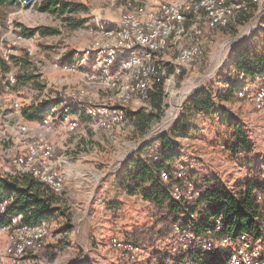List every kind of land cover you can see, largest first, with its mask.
<instances>
[{
    "label": "rangeland",
    "instance_id": "rangeland-1",
    "mask_svg": "<svg viewBox=\"0 0 264 264\" xmlns=\"http://www.w3.org/2000/svg\"><path fill=\"white\" fill-rule=\"evenodd\" d=\"M44 1L33 0L30 6L22 1L18 5H8L0 10V23L3 25L0 31L3 41L0 44L14 42L16 36L24 34L23 31L27 29L33 32L24 36L31 39L34 45V54L31 56L24 49L27 43L25 42L15 45V55L9 64H5L0 59L1 74L11 71L17 75L16 86L0 96L9 95L7 100L10 104L12 97H18L24 106L29 103L47 101L55 103L59 100L58 97H61L66 100L64 104H74L78 111L84 105L124 104L118 90L106 85L103 72L99 70L97 54L90 52L91 61L88 58H81L87 50H92L97 42L98 24L104 26L112 24L130 4L132 6L151 4L154 0H65L80 3L85 8L71 14L76 20H86L77 28L72 27L59 14L40 10L39 6ZM235 1L239 0H230V2ZM256 3L254 13L243 24H239L236 17H231L224 27L219 26L214 29L202 23L204 36L201 39V53L186 64H178V48L171 47L164 51L161 57L167 63V71L172 77L166 97L168 107L165 111V119L175 115L179 104L183 109L190 92L208 87L219 94L228 88L225 78L233 68L232 60L236 50L248 43L256 44L264 41V0H256ZM67 15L69 14L64 16ZM41 26L55 28L58 32L44 35L36 31ZM69 60L70 62H67ZM70 67L73 70L69 69ZM109 72L113 73L112 68ZM18 74L34 78L26 82L24 77L19 79ZM87 74L96 75V77L91 78ZM245 85L254 89L252 83ZM216 100L219 106L229 111L235 122L243 123L253 142L254 151L250 154H241L240 157H233L224 148L225 137L217 139L219 138L216 135L217 132L228 135V124L224 123L222 114L200 116L197 124L204 132L205 138H179L183 145L184 164L199 167L196 171L197 177L212 170V173L218 174L234 187L251 178L264 184V112L256 110L252 102L238 97L237 93L233 99L217 98ZM147 104L139 94H134L125 108L128 114V111ZM78 115L79 126L75 130L62 127L58 121H55L54 128L45 133L55 148L54 164L58 169L61 168L64 156L72 157L71 176L66 179L61 193L64 200H67L65 203L69 207L71 218L68 220L61 217L58 221L46 220L52 233L46 238L37 254L32 257L30 264H84L86 262L87 264H111V259L117 258L118 252L111 245L109 236L112 233L123 238L125 236L114 228L129 227L135 230L151 221L145 211L149 203L145 200V203L141 202L138 197L127 202L131 209L124 210L125 213L122 214L125 216L121 217L117 224H113L112 213H107L105 206L99 202L103 195L102 192H98V189L102 186L110 188L108 179L111 174L110 167L116 168L137 149L140 142L143 144L148 140L150 132L159 126L158 123L153 124L148 134L140 139L135 135V126L129 115L123 124L110 129L98 127L89 119ZM14 116L20 118L18 114L14 113ZM26 123L32 128L26 137H20L14 131L8 130L3 150L0 152V175H15L10 172L16 170L13 158L24 151L27 144L35 138L38 121L28 120ZM14 135L16 141H13ZM14 142L22 144V148L12 146L15 145ZM65 148L68 149L65 150ZM177 163L180 161L177 160ZM78 164L86 166L83 170H79V174L76 173L78 169L75 167ZM74 176L77 177L74 178ZM93 191L96 194L99 193V197H93ZM106 192L108 197L112 196L110 191ZM89 201L91 206L86 211ZM144 205L145 207L142 208Z\"/></svg>",
    "mask_w": 264,
    "mask_h": 264
},
{
    "label": "built area",
    "instance_id": "built-area-1",
    "mask_svg": "<svg viewBox=\"0 0 264 264\" xmlns=\"http://www.w3.org/2000/svg\"><path fill=\"white\" fill-rule=\"evenodd\" d=\"M244 5V1L230 0H154L151 4H130L112 24H98L96 32L99 38L92 50H87L84 58L91 61L90 52L97 54L99 70L103 72L106 85L118 90L124 104L84 105L80 110L94 125L110 129L127 120L125 106L134 94L147 100L149 90L156 83H162L167 97L172 77L167 71V63L161 57L164 51L171 47L178 48L177 62L186 64L201 53V39L204 36L202 23L212 29L225 26ZM2 29L3 25L0 23V31ZM1 41L3 40L0 35ZM25 42L26 53L33 55L34 45L31 39L24 34H18L14 42L0 44V59L9 64L15 55V45ZM110 68L113 71L111 74ZM69 69L73 70L72 67ZM89 77L94 78L96 75ZM241 79L242 76L238 81ZM16 84L15 73H0V95L11 91ZM238 95L252 102L258 111L264 112V76L258 77L254 89L244 85ZM61 101V114L53 102L47 101L46 113L37 123L35 138L27 144L24 151L13 158L16 170L10 171L15 175H33L58 194L63 192L67 177L55 166V148L45 133L54 128L55 121L72 131L79 126L78 118L71 114V110L77 106L64 104L66 100L63 98ZM11 107L13 113L22 117L24 104L21 99L12 97ZM181 108L179 104L171 118L165 119L164 116L159 126L150 132V138L168 129L178 118ZM14 130L16 135L26 137L32 128L26 122L18 120ZM7 133L8 127L0 125V152ZM174 175L177 178H187L188 172L184 163L177 165ZM161 176L166 181L171 178L166 170L161 172ZM198 196V186L193 180L187 179L184 185L177 184L173 189V197L178 201L190 202ZM12 201V197L0 201V264H30L29 257L40 250L52 230L46 221L31 223L25 219L23 212L11 213L8 206ZM192 219L199 221L200 218L196 213L192 214ZM222 227L220 216L215 218V228L205 232L195 231L190 224L176 222L170 237L181 248L185 260L165 261L162 264H199L197 259L190 257L198 251H218L214 264H264V213L260 219L259 234L242 231L226 235L222 234ZM110 242L129 261L138 260L147 250L146 246L118 237H112Z\"/></svg>",
    "mask_w": 264,
    "mask_h": 264
},
{
    "label": "trees",
    "instance_id": "trees-1",
    "mask_svg": "<svg viewBox=\"0 0 264 264\" xmlns=\"http://www.w3.org/2000/svg\"><path fill=\"white\" fill-rule=\"evenodd\" d=\"M25 1L30 6L33 0H0L1 8L8 5H18ZM244 1L245 5L238 9L232 17L238 19L239 24L245 23L251 17L257 6L256 0ZM42 11H49L63 16V19L74 27H80L85 19L76 20L71 16L85 9L77 2L65 0H45L39 6ZM69 14L64 16L65 14ZM224 27V26H223ZM44 35L58 32L55 28L41 26L38 30ZM33 30L25 29L23 33L29 35ZM232 60L233 68L226 75L228 88L219 94L213 89L202 87L191 93L184 102L183 109L175 122L166 130L138 144L137 149L131 153L116 174V185L129 195L142 197L149 203L145 210L151 218L149 224L135 229L129 233L125 240L132 241L142 246H152L160 239L172 235L173 225L176 222L190 224L197 232H205L215 228V218H222V234H236L242 231H250L255 234L260 232V219L264 213V184L255 179H246L237 186H231L218 174L198 173L186 166L187 178H177L174 172L177 168V160L183 154V145L179 138L204 139L205 135L197 120L200 116H214L222 114L224 123L228 124L227 134L217 132L218 140L224 138L225 150L233 157L241 154H250L254 151V145L244 125L235 122L233 116L227 109L217 103L218 99L230 100L234 98L245 84L253 82L258 76H264V41L260 43H248L236 50ZM82 56L81 59H83ZM83 67V66H82ZM242 76V79H238ZM19 79L24 77L25 81H31L33 76L18 74ZM33 77V78H32ZM239 97V95H238ZM54 104L58 113H62L61 99ZM146 106L136 110H126V117L135 126L137 138H144L153 124L160 123L165 116L168 103L164 92V85L156 83L150 90ZM47 102L31 103L22 109V115L27 120L39 121L45 115ZM59 107V108H57ZM79 112L77 108L71 110V114ZM81 116V117H82ZM84 117V116H83ZM216 139V137H215ZM157 147L154 149L155 145ZM157 156V158H155ZM184 161H180V163ZM168 171L170 180L162 178L161 172ZM197 173V174H196ZM197 183L199 196L190 202L178 201L173 197L175 185H184L186 180ZM13 198L8 206L9 211L23 212L25 219L31 223H40L46 220L58 221L59 218H71L69 207L63 201L61 194L54 192L48 185L30 174L22 175H0V201ZM209 210V216L206 212ZM198 214L199 221H193L192 214ZM192 220V221H191ZM6 222V221H5ZM177 246L176 262L184 261L185 255ZM218 251H198L192 254L199 264H214ZM173 260L170 258L168 261Z\"/></svg>",
    "mask_w": 264,
    "mask_h": 264
},
{
    "label": "crops",
    "instance_id": "crops-1",
    "mask_svg": "<svg viewBox=\"0 0 264 264\" xmlns=\"http://www.w3.org/2000/svg\"><path fill=\"white\" fill-rule=\"evenodd\" d=\"M234 57L235 56L233 55V58ZM67 62H70V60L67 61ZM73 64H75V62H73ZM258 77L255 80H253V82H251L254 87L257 86ZM7 97L9 98V95L2 96V97L0 96V125H6L8 127V130H10V131L12 130L15 133L16 131L14 129H15V126H16V122L18 120H21L23 122H26L28 120L25 119L24 117H20L19 118L17 116H14V113L12 112L11 104L7 100L8 99ZM29 104H27V105H29ZM252 105L254 106L253 103H252ZM61 106H62V104H61ZM79 112H82V111L80 110ZM260 112H262V111H260ZM75 114L76 115H73V116L77 117L78 113H75ZM81 114L78 115V116L81 117L82 116ZM83 116L81 118L88 119L87 116L84 113H83ZM241 124L243 125L242 122H241ZM13 141H16L15 140V135L13 137ZM14 143H15V145H12V146H18L19 148H22V146H23L22 144H20L18 142H14ZM8 146L11 147L10 143H8ZM66 149H68V148H65V150ZM7 150H11V149H7ZM199 157H201V156H199ZM71 158L72 157L64 156L63 157L64 160L62 159L63 161H61L62 164L60 166L61 167L60 169L66 174L67 178L71 176L70 165L73 164V163H71V160H72ZM182 158H183V156L179 159V161H183ZM125 160L121 161V164L116 166V168L110 167L109 172L111 174H110V176L108 178L109 182H110V188L102 186V187H100L98 189V192L99 193L102 192V195H103L100 198L99 202H101L105 206V211L107 213H109V212L112 213V217H113L112 218V222H113V224H117L119 219L121 217L125 216L122 213H125L126 209H129V210L131 209L127 202H130V200H134V199L140 197V196H136V195H129L126 192H124L122 189L117 187V185H116V179H115L116 178V174L120 170V167L122 166V164L124 163ZM75 167L78 169V170H76V173L79 174L80 173L79 170H83V168H85L86 166L84 164H78ZM189 167L194 169L195 171L199 170V167H196V166H191L190 165ZM77 176H74V178L77 177ZM83 182L85 183L84 180H83ZM106 189H108V190H106ZM96 190H97V188H96ZM77 191L79 192V190H77ZM106 191H110L109 193H112V196L108 197V193ZM104 192H106V193H104ZM99 193L96 194L93 191V197L94 196H96L95 198L99 197ZM139 199H141L140 200L141 202L145 203L144 199H142V197H140ZM91 200H93V198H91ZM63 201L66 202L67 200H64V198H63ZM90 201L87 203L86 211H88L90 206H91V202ZM145 205L142 206V208H144ZM125 206H127V208ZM114 230L117 231V232H120V233L122 232V234H124L125 236L123 238V237H119L115 233H112L109 236L110 240H111L112 237H118L120 239H125L128 236L129 233L133 232L134 229H130L129 227H127V228L126 227L125 228H122V227H117L116 228L115 227ZM103 238H105L104 235H103ZM106 240H105V242H106ZM115 250L118 252V254H116L118 257L117 258H112L111 259V261H112L111 264H162L163 262L168 261L170 258L173 259L171 261H175V259L177 260V257L180 256L177 253V246H176L174 240L170 236L167 237V238H164V239H160L157 242H155L152 246L147 247V250H146L145 254L142 255L141 258H139L138 260H134V261L126 260L125 258H123V256H122L120 251H118L117 249H115ZM36 254H37V252L29 257V262L31 261L32 257L35 256ZM81 264H83V263H81ZM84 264H87V262L84 263Z\"/></svg>",
    "mask_w": 264,
    "mask_h": 264
}]
</instances>
